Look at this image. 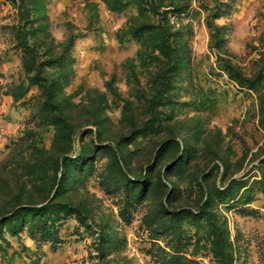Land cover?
<instances>
[{"label": "rangeland", "instance_id": "374dc122", "mask_svg": "<svg viewBox=\"0 0 264 264\" xmlns=\"http://www.w3.org/2000/svg\"><path fill=\"white\" fill-rule=\"evenodd\" d=\"M0 264H264V0H0Z\"/></svg>", "mask_w": 264, "mask_h": 264}]
</instances>
